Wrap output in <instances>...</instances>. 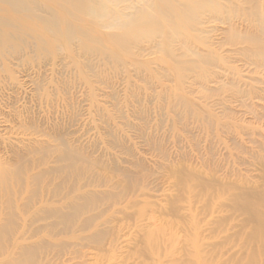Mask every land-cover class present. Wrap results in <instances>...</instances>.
Returning <instances> with one entry per match:
<instances>
[{
    "label": "rangeland",
    "instance_id": "rangeland-1",
    "mask_svg": "<svg viewBox=\"0 0 264 264\" xmlns=\"http://www.w3.org/2000/svg\"><path fill=\"white\" fill-rule=\"evenodd\" d=\"M218 3L227 12L205 11L172 53L163 35L141 42L148 71L96 55L80 60L92 71L65 55L0 68V163L25 157L59 183L51 171L66 162L34 148L65 141L89 158L85 178L101 180L85 191L119 195L80 217L97 215L86 233L53 234L49 221L30 225L29 187L12 184L15 238L37 245L42 264H264V0ZM173 61L204 63L182 80L167 75ZM96 230L100 244L83 238Z\"/></svg>",
    "mask_w": 264,
    "mask_h": 264
},
{
    "label": "bare ground",
    "instance_id": "bare-ground-1",
    "mask_svg": "<svg viewBox=\"0 0 264 264\" xmlns=\"http://www.w3.org/2000/svg\"><path fill=\"white\" fill-rule=\"evenodd\" d=\"M136 2L144 5L136 6ZM232 7L228 12L231 9L239 10ZM227 8L219 4L218 0H0V68H6L8 64L10 67L13 61L14 65L23 66L29 64L30 60L41 63L65 55L79 67L92 71L94 68L89 61L85 64L80 60L96 55L102 60H109L118 66L117 69L129 65L133 60L138 69L148 71L149 65L139 60L138 46L141 42L163 35V47L170 53V43L182 37L183 33L190 39L187 33L195 27L205 11L219 14ZM205 61L206 65L210 63L208 59ZM201 63L204 62L173 61L168 63L167 75L183 80L188 75H196ZM179 100L187 106L185 100ZM77 147L60 141L54 147L40 144L34 148L46 154L56 152L58 159L66 162L67 167L51 171L62 173L59 183L54 178L56 175L45 182L47 170L35 173L38 163L33 162L34 168L31 169L29 165L32 164L25 157L20 156L17 164L13 165L0 163V251L8 255L0 264L43 263V258L38 257L37 245L21 243L23 234L15 238L20 216L14 210L19 200L12 184L18 183L17 192L29 187L22 205L24 212L31 215L30 225L39 220L49 221L45 228L53 234L63 230L68 233L71 230L73 233H86L97 215L79 222L80 217L96 209L99 211L107 200L119 197L114 193L102 195L85 191L92 184L100 185L101 180L85 178L92 174L93 168L88 163L89 158ZM65 169L74 175L73 182L65 181L68 174L64 172L67 171ZM124 174L131 176L128 171ZM25 176L32 181L31 184L23 180ZM60 189H68L67 194L61 193ZM76 223L79 226L74 231ZM41 230V227L29 229L33 234ZM105 234L104 230H96L83 238L100 244Z\"/></svg>",
    "mask_w": 264,
    "mask_h": 264
}]
</instances>
